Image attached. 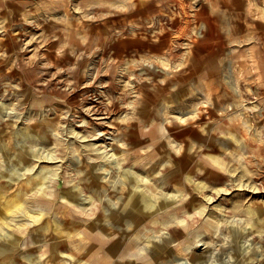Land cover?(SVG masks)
I'll return each instance as SVG.
<instances>
[{"label":"rangeland","instance_id":"374dc122","mask_svg":"<svg viewBox=\"0 0 264 264\" xmlns=\"http://www.w3.org/2000/svg\"><path fill=\"white\" fill-rule=\"evenodd\" d=\"M0 264H264V0H0Z\"/></svg>","mask_w":264,"mask_h":264},{"label":"bare ground","instance_id":"6f19581e","mask_svg":"<svg viewBox=\"0 0 264 264\" xmlns=\"http://www.w3.org/2000/svg\"><path fill=\"white\" fill-rule=\"evenodd\" d=\"M24 133V132H23ZM25 138V137H24ZM130 142H132V140L130 141ZM139 142V141H138ZM32 154H34V153H32ZM17 155V154H16ZM46 155V154H45ZM44 154H43V156H45ZM48 155H49V152H48ZM47 155V156H48ZM50 156H51V153H50ZM17 158V157H16ZM11 159V158H10ZM118 162V161H117ZM12 163H13V161H12ZM17 163H19V162H17ZM11 165V164H10ZM127 173V172H126ZM42 177L40 178V179H38V181L39 182H41L42 181ZM135 179H136V177H135ZM140 191H141V193L139 194V195H137V197H133V195H132V197H130V199L128 200V202H127V204L129 205V206H131V207H136V206H138L139 205V202H141L142 203V207L145 209H151L153 206H154V201L155 200H153V196H151L150 194H148L147 192H145L143 189H140ZM137 194V193H136ZM135 194V195H136ZM154 195V194H153ZM156 195V194H155ZM132 198V199H131ZM18 200H19V198H17ZM157 203H158V201H157ZM163 203V202H162ZM128 205H126V207H123L121 210H119V213H118V215H115V217H117L118 218V216H125V217H127V215L128 214H130V207L128 208L127 206ZM118 207V206H117ZM130 209V210H129ZM136 209H137V207H136ZM112 210V209H111ZM134 212V211H133ZM140 212V211H139ZM141 213H142V211H141ZM141 213H138V214H141ZM113 214V213H112ZM132 214V213H131ZM137 214V213H136ZM142 215V214H141ZM140 215V216H141ZM144 215H145V213H144ZM119 219V218H118ZM132 220V219H131ZM127 221V220H126ZM129 222V221H128ZM124 223V222H123ZM130 223H132V222H130ZM129 224V223H128ZM115 225V224H114ZM119 225V224H118ZM189 225V224H188ZM120 226H121V224H120ZM119 227V226H118ZM126 227V226H125ZM114 228H115V226H114ZM127 228V227H126ZM92 229V228H91ZM106 230V229H105ZM114 230V229H113ZM115 230H117V229H115ZM127 230V229H126ZM121 231V230H120ZM123 231V230H122ZM173 232H171V238L169 239V240H167V241H165V244L164 245H162V246H158L157 247V249L156 250H154L153 251V257L155 258V259H158V258H161L162 256H164V255H171V242H175V240L177 239V234L178 233H176V229H174V230H172ZM94 233V232H93ZM123 233V232H122ZM235 233H236V231H235ZM234 233V234H235ZM108 234V233H107ZM124 234V233H123ZM126 235H127V233H126ZM233 235V234H232ZM237 235V234H236ZM117 237V236H116ZM121 237H122V235H121ZM120 238V237H119ZM118 238V239H119ZM117 240V239H116ZM115 240V241H116ZM114 241V242H115ZM111 242V241H110ZM114 242H111V243H114ZM121 243V242H120ZM108 245V244H107ZM118 245V244H117ZM106 248V247H105ZM235 248V247H234ZM108 249V248H107ZM131 250H132V248H131ZM116 251V250H115ZM118 251V250H117ZM211 253V252H210ZM211 257V256H210ZM163 258H165V256L163 257Z\"/></svg>","mask_w":264,"mask_h":264}]
</instances>
